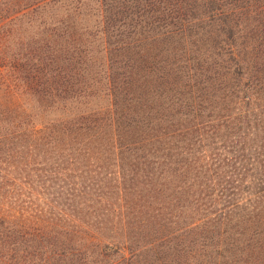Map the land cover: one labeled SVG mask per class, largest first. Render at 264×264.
<instances>
[{
  "label": "trees",
  "instance_id": "16d2710c",
  "mask_svg": "<svg viewBox=\"0 0 264 264\" xmlns=\"http://www.w3.org/2000/svg\"><path fill=\"white\" fill-rule=\"evenodd\" d=\"M0 264H264V0H0Z\"/></svg>",
  "mask_w": 264,
  "mask_h": 264
}]
</instances>
